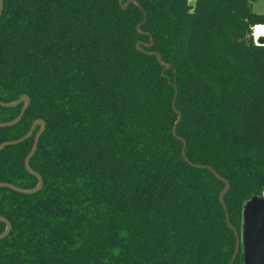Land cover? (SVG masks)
Wrapping results in <instances>:
<instances>
[{
	"label": "trees",
	"instance_id": "trees-1",
	"mask_svg": "<svg viewBox=\"0 0 264 264\" xmlns=\"http://www.w3.org/2000/svg\"><path fill=\"white\" fill-rule=\"evenodd\" d=\"M255 1L3 0L0 101L30 104L0 145L46 128L30 160L41 190L0 189V264H231L226 184L197 166L229 182L241 233L264 191ZM22 107L0 106V124ZM39 130L0 151V183L38 185L25 160Z\"/></svg>",
	"mask_w": 264,
	"mask_h": 264
},
{
	"label": "water",
	"instance_id": "water-1",
	"mask_svg": "<svg viewBox=\"0 0 264 264\" xmlns=\"http://www.w3.org/2000/svg\"><path fill=\"white\" fill-rule=\"evenodd\" d=\"M119 2L122 5V8H126L130 3V2H128L125 5H123L122 0H119ZM132 3L139 6V4L136 1H132ZM2 12H3V0H0V19L2 16ZM258 44L259 45L264 44V37L259 38ZM151 45H150V47H151ZM137 48L139 50L143 51L140 47V44L137 45ZM151 54L157 56L160 64L165 65L167 68H169L168 64H164L162 62V59L158 53H151ZM20 104H23L20 115L15 120H13L12 122L0 124V128L11 127V126L18 124L21 121L22 117L24 116L27 108L29 107L30 98H29V96L24 95L23 97H21L19 100L15 101V102L3 103L0 101V106L6 107V108L16 107ZM173 106L175 109V102L173 103ZM177 114H178V121L176 122L174 129H173V135L175 137H177V126L181 120V114L179 112H177ZM38 126H40V130L35 135L33 148L25 160L26 170L30 174L37 177V179L39 181L38 185L34 189L25 190V189L18 188L16 186L8 184V183H0V189L1 188H9L13 191H16V192H19L22 194H26V195L35 194L41 190V188L43 186L42 177L30 168V160L34 156V154L37 150V146H38L40 137L42 136V134L44 133L45 128H46V124L43 120L35 121L31 130L29 131V133L27 135H25L23 138L16 140V141L4 142L3 144H1L0 145V151L7 146L18 144V143L30 138L34 133V130ZM183 142H184V146H183V150H182V155L185 158V160L188 163H190L189 160L187 159L186 155H185L186 142L184 140H183ZM197 167L207 168V169L211 170L212 173L217 178H219L221 181H223L226 184L225 189L221 193L220 201L223 204L225 212H226V221H227L229 227L234 231L235 237H236V246H235L234 254H233L232 259H231V264H234V261H235L236 257L238 256V254L240 253L241 250L243 253V264H264V197L254 196L244 204L243 211H242V220H243L242 231H241V233H239L230 223L229 214H228L226 204L224 203V199H223L225 194L228 192V190L230 188L229 182L227 180L221 178L215 171H213L209 167H205V166H197ZM0 221L6 224V230L2 234H0V241H1L5 237L8 236V234L11 230V223L7 219H5L1 216H0Z\"/></svg>",
	"mask_w": 264,
	"mask_h": 264
},
{
	"label": "built area",
	"instance_id": "built-area-1",
	"mask_svg": "<svg viewBox=\"0 0 264 264\" xmlns=\"http://www.w3.org/2000/svg\"><path fill=\"white\" fill-rule=\"evenodd\" d=\"M256 1H257V0H256ZM261 1L264 2V0H261ZM259 27L262 28V30L264 31V26H263V25H257V26H255V27L253 28L252 37H253V41H254L255 45H259V44H258V40H259V38L264 37V34H263V36H259V35L257 34V33H258L257 29H258ZM262 45H264V44H262ZM259 46H260V45H259ZM261 196L264 197V191H263V193H262Z\"/></svg>",
	"mask_w": 264,
	"mask_h": 264
},
{
	"label": "rangeland",
	"instance_id": "rangeland-1",
	"mask_svg": "<svg viewBox=\"0 0 264 264\" xmlns=\"http://www.w3.org/2000/svg\"><path fill=\"white\" fill-rule=\"evenodd\" d=\"M252 8L255 13H264V2L261 0H257L253 3Z\"/></svg>",
	"mask_w": 264,
	"mask_h": 264
},
{
	"label": "bare ground",
	"instance_id": "bare-ground-1",
	"mask_svg": "<svg viewBox=\"0 0 264 264\" xmlns=\"http://www.w3.org/2000/svg\"><path fill=\"white\" fill-rule=\"evenodd\" d=\"M257 31H258L257 34H258L259 36H263L264 31L262 30V28L259 27V28L257 29Z\"/></svg>",
	"mask_w": 264,
	"mask_h": 264
},
{
	"label": "clouds",
	"instance_id": "clouds-1",
	"mask_svg": "<svg viewBox=\"0 0 264 264\" xmlns=\"http://www.w3.org/2000/svg\"><path fill=\"white\" fill-rule=\"evenodd\" d=\"M188 4L189 5H194L195 4V0H188Z\"/></svg>",
	"mask_w": 264,
	"mask_h": 264
}]
</instances>
